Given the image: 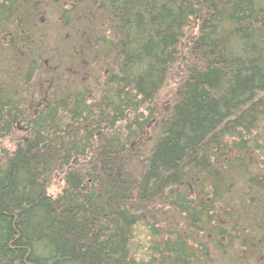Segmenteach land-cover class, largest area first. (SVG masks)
Listing matches in <instances>:
<instances>
[{"label":"trees","instance_id":"obj_1","mask_svg":"<svg viewBox=\"0 0 264 264\" xmlns=\"http://www.w3.org/2000/svg\"><path fill=\"white\" fill-rule=\"evenodd\" d=\"M0 264H264V0H0Z\"/></svg>","mask_w":264,"mask_h":264},{"label":"rangeland","instance_id":"obj_2","mask_svg":"<svg viewBox=\"0 0 264 264\" xmlns=\"http://www.w3.org/2000/svg\"><path fill=\"white\" fill-rule=\"evenodd\" d=\"M69 1H71V0H62V2L66 5H68L69 4ZM75 5H77L76 7L75 6H73V7H75V8H79L80 6H81V2H79V3H77V4H75ZM70 6V5H69ZM77 12H78V10H77ZM42 17V20H41V22H44L45 24L48 22V23H50V24H52L51 25V27H50V29H49V35H51V37H52V39H57V37L56 36H58V30L57 29H62L63 28V26H62V24H63V22L62 21H59V19H58V17H56L55 19H53V20H49V18H51V11H50V5H47V7L45 8V10H44V13L41 15ZM57 20L59 21V23H57ZM77 21L78 20H76V24L75 25H77L78 26V23H77ZM53 22V23H52ZM60 23H62V24H60ZM57 30V31H56ZM70 34H72V33H70ZM64 37L65 38H67V39H69L70 38V36L69 35H64L63 34V36H62V38L64 39Z\"/></svg>","mask_w":264,"mask_h":264}]
</instances>
